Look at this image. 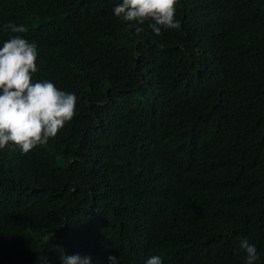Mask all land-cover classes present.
<instances>
[{"label": "trees", "instance_id": "obj_1", "mask_svg": "<svg viewBox=\"0 0 264 264\" xmlns=\"http://www.w3.org/2000/svg\"><path fill=\"white\" fill-rule=\"evenodd\" d=\"M120 3L0 0V47L34 42L33 82L78 98L46 144L0 149V264H244L245 238L264 264V0H177L160 35Z\"/></svg>", "mask_w": 264, "mask_h": 264}, {"label": "clouds", "instance_id": "obj_2", "mask_svg": "<svg viewBox=\"0 0 264 264\" xmlns=\"http://www.w3.org/2000/svg\"><path fill=\"white\" fill-rule=\"evenodd\" d=\"M177 0H122L114 8V14L125 22L138 25L148 23L156 35L162 29H175ZM5 31L25 33L27 28L11 22L4 25ZM137 34L143 28L136 27ZM37 45L20 35H14L0 47V149L10 143L23 153H28L50 138H55L70 122L76 111L77 96L59 90L51 81L33 82L38 71ZM240 248L245 253L244 264L259 260L257 248L247 238L241 240ZM63 264H91V257L62 255ZM110 264H120L115 256L108 257ZM44 264H50L44 257ZM145 264H163L160 256L153 255Z\"/></svg>", "mask_w": 264, "mask_h": 264}]
</instances>
